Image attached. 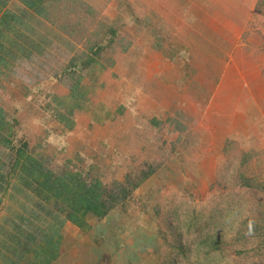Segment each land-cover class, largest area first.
Listing matches in <instances>:
<instances>
[{"label":"rangeland","instance_id":"1","mask_svg":"<svg viewBox=\"0 0 264 264\" xmlns=\"http://www.w3.org/2000/svg\"><path fill=\"white\" fill-rule=\"evenodd\" d=\"M258 1L108 0L109 9L94 11L93 25L86 26L85 31L101 30L103 50L99 54L104 65L121 48L128 50L116 61L127 68L126 61L153 49L159 55L167 53L170 61L185 68L181 71L186 73L183 88L180 83V99L185 106L181 111L193 118L204 111L210 128L199 143L212 146L166 149L172 153L164 156L162 164L150 149H120L118 158L110 159L108 171L102 173L98 166L99 171L90 172V177L104 174L105 185H123L138 182L154 156L153 166H158L138 190L132 191L131 200L118 207L131 220L140 221L141 232L150 242H142V234L134 228L125 237L126 246L120 247L108 264L129 263L127 246L139 258L131 264H264V11L256 8ZM23 68H13L21 74L0 73V118L4 122L0 131L12 134L14 148L0 147V171L9 173L16 150L27 143L25 153L31 152L45 171L60 176L63 171L56 159L66 154L64 147L69 145L65 144L69 129L58 126L59 113L68 111L60 102L72 96L74 103L80 97L79 89L71 86L72 78L66 81L63 75H42L52 78L38 81L35 75L22 72ZM32 80L36 82L30 84ZM173 82L178 89V82ZM114 103L109 107L116 116L114 107L121 101ZM250 121L252 128L246 131ZM228 129H236L238 136L229 138ZM79 135L72 133L76 137L70 140L73 146L82 145ZM78 150L86 151L71 149V153ZM243 154V170L255 179L252 189L241 188L237 179ZM170 157L181 161L176 158L177 164L170 166ZM82 162L87 167L92 161L83 158L75 163ZM5 177L0 182L8 192L0 199L9 201L8 195L14 192L11 188H22L14 184L18 180L15 177ZM53 196L46 194L49 199ZM49 199L46 202L52 201ZM149 210L155 214L150 216ZM213 235L218 237V244L210 242ZM79 242L76 264H95L89 246L86 248L87 240L81 238Z\"/></svg>","mask_w":264,"mask_h":264},{"label":"crops","instance_id":"2","mask_svg":"<svg viewBox=\"0 0 264 264\" xmlns=\"http://www.w3.org/2000/svg\"><path fill=\"white\" fill-rule=\"evenodd\" d=\"M107 3L108 0H0V65L3 66L0 73H20L13 68L21 65L25 68L22 72L35 75L38 81L50 80L52 77L42 75H63L79 69L86 61L88 66L82 65L85 75L101 74L103 86L96 90L91 101L101 102L108 108L118 100L124 112L102 125L95 124L89 112H76L74 128L66 132L69 141L65 144L69 142V145L64 149L68 156L73 155L71 149H86L83 157L98 164L102 172L108 171L110 159H117L118 153H122L120 149H184L187 146L212 149L199 143L200 137H207L210 128L204 111L198 118L181 111L185 106L180 99V88L186 79V73L181 71L185 68L170 61L167 53L159 55L153 49L137 53L132 61H126L128 68L116 61L126 48L118 49L115 56L107 59L108 65H104L102 56H96L97 52L94 54L103 35L101 30L87 33L85 27L93 25L94 11L109 9ZM175 70L177 73H173ZM173 80L178 82V89ZM252 123L246 124V131L252 128ZM58 126L61 128V124ZM228 131L229 138L238 136L236 129ZM73 132L80 133L77 139L82 145L77 147L70 142L76 139ZM28 154L34 157L31 152ZM176 158L170 159V166L177 164ZM21 165L22 162L18 167ZM22 176L19 172L14 176L18 179L14 184L22 189L11 188L14 192L8 195L9 201L0 199L4 202V210L0 208V264H76L79 239L86 238L57 208L38 196L36 184L30 180L29 184L22 183L19 180ZM16 191L23 192L20 196L13 195ZM7 192L5 185H1L0 196ZM86 245L90 253L91 245Z\"/></svg>","mask_w":264,"mask_h":264},{"label":"trees","instance_id":"3","mask_svg":"<svg viewBox=\"0 0 264 264\" xmlns=\"http://www.w3.org/2000/svg\"><path fill=\"white\" fill-rule=\"evenodd\" d=\"M256 8L260 11H264V0H259L257 2ZM95 47L96 51H94V54L97 52L96 56H99V53H101L103 50L101 43L100 46L96 45ZM82 65L88 66L86 61H84L79 69L63 74V76L66 77V81L70 78L73 79V84L71 86L79 89L78 93L80 94V97H78L74 103L71 101L72 96H67L63 102H60L64 103L62 106L65 105L66 110H68L67 114L65 115L59 113L60 115L58 121L59 124H61V129L63 130H72L74 128L73 118L76 112H89L92 114L94 123L97 125H102L109 119L110 121H113L117 116L122 115L124 112V107L121 105L114 107L116 110L115 116V113L112 111L111 107L107 108L106 105L101 102L97 103L96 105L94 103L92 104L91 98L99 88V79L101 78V74L90 73L87 75V78L85 75L86 73L83 72L85 67ZM100 69L102 68L99 67V70ZM92 74H95L93 78L90 77ZM79 80L83 81L81 82ZM84 81H86V83H83ZM102 86L103 85L100 84L101 88ZM78 100H80L79 103L77 102ZM79 104L89 108L85 109L84 107H80ZM95 107H98V110L94 111ZM75 108H77L78 111L74 112ZM3 124L4 122L1 117L0 129L2 130ZM11 137L12 134L0 131V147L2 149H14L12 146ZM26 145L27 143H22L16 150V159L14 161V165L12 164V169L9 170V173L4 175L0 171V180H4L6 178L5 176L13 178L16 172H21L23 176L22 178H19V180L25 185L28 183V180H30L31 183L36 184V193L41 198L49 199L46 197V194L54 193L55 196H53V199H49L52 200L50 201L51 203H47L52 204V207L57 208L58 211L63 216H65L69 222L74 224L79 229L80 234L84 236L88 244L91 245L90 253H93L91 254L95 258V264H108L111 257L117 253L118 249L122 246H126L124 245L125 237L132 234L134 228L142 234L141 236L139 235L142 242H150V240L145 237V234L141 232L143 225L140 223V221L135 222L131 220L127 214L118 207L124 206L126 203H128L127 201L131 200V197L133 196L132 191L134 192L138 190L145 180L149 179L151 177L150 175L158 169V166H153L152 159H155V156L154 158L149 159L150 162L148 170L146 174L142 173V177L138 182H130L123 185H105L104 179L106 176L104 174L102 175L100 173V177H90L91 171H99L98 165L96 163L92 161L90 163L91 165L87 167L83 162L82 165H77L75 163L77 160H82L84 158L83 150L81 152L78 150L74 155L68 156L64 153L59 155L56 159L58 162L56 163L59 165V170H61L60 172L63 171V173H60V176H54L51 172L45 171L41 166V163L38 162L34 157L30 156L28 154L29 152L25 153L27 150L25 149ZM150 151L154 152L157 160L160 161L161 164V160L164 158V156L169 157L172 153L167 151L165 148L150 149ZM175 153L179 154V152ZM245 155L246 154H243V157L241 158L240 166H242V169L238 171L237 179L241 188L252 189L254 187L255 179L246 175L245 169L243 170V166L245 165L246 161L244 158ZM20 162H22V165L18 167ZM184 167L182 166V168ZM16 169H19V171ZM128 186L130 189H127ZM149 214L152 216V214L154 215L155 213L154 211L149 210ZM157 234L158 233L156 232L155 235ZM210 242L218 244L220 241L218 237L213 235L210 237ZM97 249L100 252H98ZM126 251L128 252L127 255ZM126 251L125 255L129 257V263L127 264L139 261V258L133 255V252H130L128 246L126 247ZM181 251L185 256L186 252H184V250H180L179 252Z\"/></svg>","mask_w":264,"mask_h":264}]
</instances>
